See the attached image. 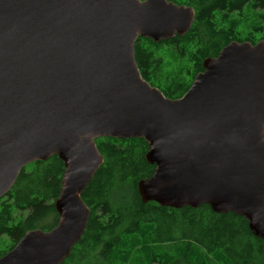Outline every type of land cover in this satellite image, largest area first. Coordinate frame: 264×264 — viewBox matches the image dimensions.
<instances>
[{
	"label": "water",
	"instance_id": "1",
	"mask_svg": "<svg viewBox=\"0 0 264 264\" xmlns=\"http://www.w3.org/2000/svg\"><path fill=\"white\" fill-rule=\"evenodd\" d=\"M190 6L168 0H0V198L19 172L64 164L57 224L27 231L0 264H61L90 210L81 194L103 162L95 140L142 138L155 165L142 202L208 205L243 217L264 239V39L232 41L184 95L142 78L138 37L185 34Z\"/></svg>",
	"mask_w": 264,
	"mask_h": 264
},
{
	"label": "trees",
	"instance_id": "2",
	"mask_svg": "<svg viewBox=\"0 0 264 264\" xmlns=\"http://www.w3.org/2000/svg\"><path fill=\"white\" fill-rule=\"evenodd\" d=\"M190 6L194 19L182 36L153 42L138 37L139 72L165 97L184 95L202 62L232 41L264 39V0H168ZM103 162L81 199L90 210L85 230L61 264H264V239L233 213L203 204L179 209L142 202L137 184L152 175L142 138L95 140ZM64 164L52 155L19 172L0 198V258L33 229L51 230Z\"/></svg>",
	"mask_w": 264,
	"mask_h": 264
}]
</instances>
